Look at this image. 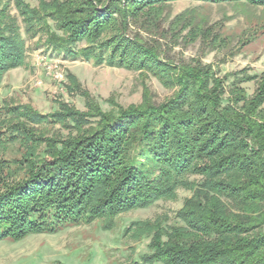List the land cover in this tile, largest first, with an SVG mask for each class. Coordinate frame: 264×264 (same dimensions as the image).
<instances>
[{
	"label": "trees",
	"instance_id": "obj_1",
	"mask_svg": "<svg viewBox=\"0 0 264 264\" xmlns=\"http://www.w3.org/2000/svg\"><path fill=\"white\" fill-rule=\"evenodd\" d=\"M13 1L25 33L43 31L54 51L151 75L172 91L156 101L144 86L141 104L106 113L69 75L65 88L89 100L87 112L60 100L58 111L41 114L28 102L3 100L0 135L18 145L20 157L0 159V240L113 217L173 199L181 187L191 195L174 225H138L154 233L157 259L264 264V71L236 77L223 104V81L211 65L173 52L197 40L213 49L222 39L193 8L172 16L176 0ZM194 1L264 7V0ZM6 7L0 1V81L26 59L20 26ZM252 80L247 96L240 83Z\"/></svg>",
	"mask_w": 264,
	"mask_h": 264
},
{
	"label": "rangeland",
	"instance_id": "obj_2",
	"mask_svg": "<svg viewBox=\"0 0 264 264\" xmlns=\"http://www.w3.org/2000/svg\"><path fill=\"white\" fill-rule=\"evenodd\" d=\"M0 1L7 3L6 11L16 18L26 49L25 62L7 69L0 81V105L12 98L14 104L28 102L41 114H50L59 110L61 100L80 112H87L89 100L65 88L70 85L69 75L88 92L89 103L106 113L141 104L144 86L150 88L156 101L171 94L172 90L151 75L142 79L136 70L95 65L91 60L54 51L47 45L43 31L33 37L25 33L13 0ZM24 1L32 7L38 4V0ZM188 8H193L212 31L219 33L222 45L209 49L197 40L187 46L179 44L173 52L186 59L200 56L204 63H209L223 81L222 103L226 104L228 90L236 77L246 73L257 76L264 71V7L241 2L176 0L170 14L174 16ZM49 24L52 31L60 34L52 21ZM240 85L251 96L256 82L243 81ZM3 115L4 108L0 112ZM55 127L63 135L68 131L59 125ZM5 136L0 135V159L20 157L18 145L7 144L2 140ZM189 179L200 181L196 175ZM190 195L191 190L180 187L173 199L157 200L150 206L133 208L113 217L67 226L56 232L1 239L0 264H165L155 257L154 233L142 232L138 225L148 220H158L163 227L174 225L177 211Z\"/></svg>",
	"mask_w": 264,
	"mask_h": 264
}]
</instances>
